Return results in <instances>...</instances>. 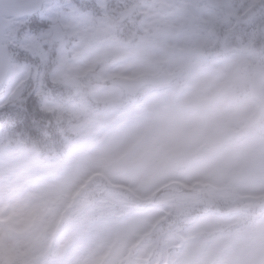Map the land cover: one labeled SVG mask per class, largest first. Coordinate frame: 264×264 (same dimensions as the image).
<instances>
[{
    "label": "rangeland",
    "instance_id": "1",
    "mask_svg": "<svg viewBox=\"0 0 264 264\" xmlns=\"http://www.w3.org/2000/svg\"><path fill=\"white\" fill-rule=\"evenodd\" d=\"M158 39L164 47L145 51H137L133 41L129 54L105 69L118 75L87 82L64 109L55 143L60 157L52 155L46 179H38L33 168L37 146L13 147L11 170L0 176V185H10L18 195L50 187L57 197L50 212L56 227L44 242L48 264L134 261L158 245L181 243V234L199 230L212 218L185 215L179 218L181 225L171 227L163 221L196 205L204 209V194L229 208L214 218L223 231L212 238L213 243L225 242V257L241 249L242 236L264 224V207L253 199L264 185V118L257 115L254 127L247 121L257 101L252 104L244 88L246 76L226 83L216 65L192 50L199 44L195 32L177 36L164 31ZM185 55L189 72L180 84L146 87L124 105L123 90L109 82L154 73L160 69L156 60L166 59L172 69ZM85 100L93 106L91 113ZM160 188L167 190L155 197ZM189 188L195 193L185 191ZM146 201L145 208L136 207ZM244 202L254 205L252 224L239 221L246 214L239 207ZM123 211L129 214L123 216ZM152 232L161 237L159 242ZM254 252L252 244L244 249L248 256Z\"/></svg>",
    "mask_w": 264,
    "mask_h": 264
},
{
    "label": "snow or ice",
    "instance_id": "2",
    "mask_svg": "<svg viewBox=\"0 0 264 264\" xmlns=\"http://www.w3.org/2000/svg\"><path fill=\"white\" fill-rule=\"evenodd\" d=\"M164 31L195 32L201 57L226 83L245 75L257 100L252 112L264 118V0H0V176L11 170L13 142L27 140L37 146L38 179H46L64 109L87 82L118 75L105 69L128 55L133 41L137 51L164 47L158 39ZM56 199L50 187L18 195L0 185V264H48L44 242L56 227L50 216ZM253 199L264 207V185ZM219 214L205 209L212 219L181 234V243L112 264H264V224L225 257V242L212 240L223 231L214 219ZM166 223L182 222L173 216ZM249 244L251 256L244 254Z\"/></svg>",
    "mask_w": 264,
    "mask_h": 264
},
{
    "label": "clouds",
    "instance_id": "3",
    "mask_svg": "<svg viewBox=\"0 0 264 264\" xmlns=\"http://www.w3.org/2000/svg\"><path fill=\"white\" fill-rule=\"evenodd\" d=\"M5 243H11V238L10 237H6Z\"/></svg>",
    "mask_w": 264,
    "mask_h": 264
},
{
    "label": "water",
    "instance_id": "4",
    "mask_svg": "<svg viewBox=\"0 0 264 264\" xmlns=\"http://www.w3.org/2000/svg\"><path fill=\"white\" fill-rule=\"evenodd\" d=\"M118 84H120V85H125V83H123L121 80H118V81H116ZM124 87H126V86H124ZM127 88V87H126Z\"/></svg>",
    "mask_w": 264,
    "mask_h": 264
}]
</instances>
